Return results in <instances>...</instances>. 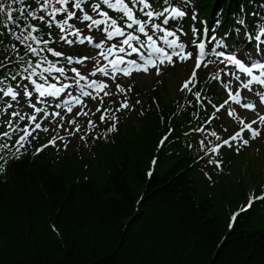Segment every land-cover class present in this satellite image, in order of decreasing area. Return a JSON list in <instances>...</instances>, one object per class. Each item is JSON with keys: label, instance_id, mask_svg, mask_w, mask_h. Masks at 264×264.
Returning <instances> with one entry per match:
<instances>
[{"label": "trees", "instance_id": "1", "mask_svg": "<svg viewBox=\"0 0 264 264\" xmlns=\"http://www.w3.org/2000/svg\"><path fill=\"white\" fill-rule=\"evenodd\" d=\"M241 6L264 21V0H197L193 9L212 24ZM141 103L137 126L96 142L91 160L33 156L31 139L0 175V264H264V202L229 230L246 190L188 150L195 105Z\"/></svg>", "mask_w": 264, "mask_h": 264}, {"label": "snow or ice", "instance_id": "2", "mask_svg": "<svg viewBox=\"0 0 264 264\" xmlns=\"http://www.w3.org/2000/svg\"><path fill=\"white\" fill-rule=\"evenodd\" d=\"M196 2L197 0H186L185 5L181 7L172 6L169 0H72L71 3L70 0H34L35 6H33L27 0H0V86H2L0 87V99L4 100L3 106H0L2 108L0 119H3V125L0 126V137L3 138L0 140V175H6L10 163L24 156L27 152L26 145L31 143L30 138H35L33 136L35 131H50L49 128L42 126L38 115L26 116L15 110L14 104L23 103L25 98H30L28 102L36 114L44 115L45 118L47 116L59 117L62 122L56 127L66 131L69 136L81 132V126L77 122L79 117L95 116L96 113L100 114L99 123L106 127L102 135L93 136L92 139L109 140V134L119 132L120 116L117 113L130 109L126 93L132 91L131 87L126 88L120 83H116V91L118 94H125V99L120 101L119 107L115 109L103 107L104 97L112 93L108 91L109 85L106 82L95 79L90 80L86 85L92 91L81 90L83 97L94 102L99 101L94 111L88 109L84 100L74 95H72L74 103L83 105V107L76 111L71 119H65L60 112L44 113L40 107L35 105L34 93L42 98L59 97L71 87L69 84L57 87L56 84L48 83V77L54 71L60 75L66 71L64 67H58L48 61L47 56L41 55L46 52L57 58L65 56L64 52L50 46L56 43L53 39L56 32L59 33V40L69 45L77 42L80 44L94 43V36L85 35L81 28L76 27V21L82 22L85 30L95 28L99 31L103 38L95 42L96 49H101L116 37L123 38L117 43L108 45V54L98 53L103 60H109V55L118 51L126 53L127 57L136 54L139 61H142V63L138 62L136 57L126 58L124 55H117L109 61L112 73L119 72L129 77L133 72L150 74L154 70L155 75L160 77L166 67L192 60L194 61L192 71L182 82L179 90L191 93L197 103L201 101L202 93L194 89L199 82L198 71L202 67L218 63L223 66L219 70L221 74L239 82V87L234 91L223 82L220 74L212 77L214 81H219L223 85L228 99L220 104L207 101V104L212 105L214 114L205 119V124H210L222 109H226L228 116L231 117L233 109L228 107L230 103L251 111L255 115L251 121L241 118L240 126L227 138L222 139L216 131H212L210 135L215 137L217 143L211 147L206 139L199 141V146L205 150L206 154H209L208 163L215 168L222 171L223 162L211 159L210 155L219 154L223 147L232 148L234 144H236L234 151L239 154V144L247 147L251 141L264 135V113H261V109H264V21L257 23L255 18L257 14L250 15L247 9L242 7L240 14L238 16L233 14L230 20L217 14L212 25L208 27L206 26L207 21L200 20L198 12H193L188 6V4L194 6ZM105 6L109 10L118 12L122 19L118 20L110 15L109 11L105 10ZM140 14L144 19L139 18ZM177 19L180 20L178 26L172 23ZM185 21H190L187 27H185ZM197 24L200 27H197ZM229 28L234 30L233 33L229 34ZM213 30L215 35H212ZM41 31L46 32L47 38L40 36ZM157 33L161 34L158 38ZM206 35L210 37L209 41H205ZM69 36L72 38L69 39ZM158 39L166 47L159 46ZM213 43L220 48L228 47L230 50L235 47L236 53L225 57L223 51H216ZM206 45L215 53V60L208 58ZM66 59L68 64H72L71 56H67ZM91 59V56L85 55L76 63L80 64ZM45 64L47 67H43ZM122 65L126 66L121 67ZM228 65L232 67L225 71ZM41 68L43 71H39ZM71 71L75 74L73 84L79 87L80 82L86 80L87 77L76 67H72ZM96 72L103 73L105 76L111 75L106 67H97ZM96 72L91 75L95 76ZM112 79L115 80V76H112ZM253 86L261 89L255 93L258 104L244 102L241 95L242 90L253 92ZM9 100L12 103H9ZM56 107L60 108V104L58 103ZM66 111L72 114L74 109L68 107ZM17 121H24V124H18ZM28 121H31L34 127L30 126ZM65 123L69 127L65 128ZM86 124L89 133L98 126L93 119H87ZM193 131L203 133L205 129L197 127ZM87 135L80 136V139H87ZM13 137H15L14 142L10 143ZM167 139V135L162 137L158 147L162 146ZM57 140L63 142L64 148L67 149L68 143L64 142V137L56 135L35 148L32 155H38L49 146L56 147ZM152 163L155 164L156 160L154 159ZM205 175L207 176L208 173ZM209 179H211L210 176ZM257 201L264 202V195H250L246 206L241 208L240 212L251 208ZM238 215L239 213L232 214L229 229L233 228ZM52 230L57 231L55 226Z\"/></svg>", "mask_w": 264, "mask_h": 264}, {"label": "rangeland", "instance_id": "3", "mask_svg": "<svg viewBox=\"0 0 264 264\" xmlns=\"http://www.w3.org/2000/svg\"><path fill=\"white\" fill-rule=\"evenodd\" d=\"M85 44H88L87 42H85ZM88 56H91L92 58L97 56V52H91V50H88L87 54ZM192 64H188L187 66H180V67H177L176 68V71H175V74L176 76L180 77L181 79H184V78H188V76L190 75L191 71H192ZM134 84L139 87V88H142L143 91H149V90H152V88L154 86L156 87H159L161 86L162 84H165L166 86H168L170 88V94L172 97H176L177 96V90H175L176 86H170L173 81H174V78L172 76H170L169 74H167V72L163 71V74L160 76V77H157L155 75V71L153 70L150 74H144V73H141V74H138V75H135V79H134ZM111 88H112V103L115 105V108L116 107H119V95L116 91V83H112V82H109ZM122 85V82L120 83ZM247 91V90H245ZM257 91H261L260 88H256V92ZM247 102H252V103H259L258 101V98L256 97V95H251L247 98ZM99 103V101H89L87 100L86 104L87 106L89 105L90 106V110H95V108L97 107V104ZM108 104L106 103L105 101V104H104V107L107 106ZM240 109V111L243 113V114H249L251 116L252 119L255 118V115L251 112V111H248V110H245L241 107H238ZM125 113H128V110L127 111H124L122 113H117V115H119L120 117H123L125 115ZM261 113H264V109H261ZM99 113H96L95 115V119H99ZM90 116V115H89ZM68 119H71V118H68ZM87 117H84V116H81L78 118V124H80L81 126V132L80 133H77L76 135L74 136H69L67 132H56V133H53L52 135L50 133H48V138H52L53 136H56V135H59V136H62L64 137V142H67L68 143V147L67 149L64 148L63 146V142H61L60 140H57V146L58 148H60L61 150H67V151H71L72 150V147L75 145H73V143L75 142V138L86 131L87 129V124H86V121H87ZM69 127V125H68ZM263 139V140H262ZM48 140H45L44 143H46ZM264 135H262V138H260L256 143L255 145L252 147V149H250L249 151H247L245 154L246 156H251L253 153H254V156H255V163L257 165V169L261 170L262 171V176H264V160L261 156V150L264 149ZM53 146H49V148H51ZM55 147V148H56ZM54 148V147H53ZM252 170H256V169H252ZM251 173H250V170H249V167L248 168H245V165L242 167V172L240 174V177L239 178H242L244 179L245 183H246V189H247V194H248V198L250 195H253V191H254V185L251 183Z\"/></svg>", "mask_w": 264, "mask_h": 264}]
</instances>
